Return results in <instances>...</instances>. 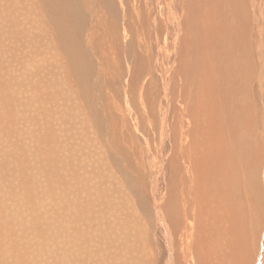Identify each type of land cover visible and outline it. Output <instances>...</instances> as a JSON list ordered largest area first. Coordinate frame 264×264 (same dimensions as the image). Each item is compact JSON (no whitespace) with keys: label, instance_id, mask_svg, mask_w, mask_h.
<instances>
[{"label":"rangeland","instance_id":"1","mask_svg":"<svg viewBox=\"0 0 264 264\" xmlns=\"http://www.w3.org/2000/svg\"><path fill=\"white\" fill-rule=\"evenodd\" d=\"M74 1L80 12L71 24L62 19L58 25L61 12L48 13L44 0H0V264H178V221H167L161 210V216H154L155 189L163 196L167 192L165 183L158 186L156 171L163 164L167 167L173 157L169 156V141L161 138L160 113L166 107L161 84L152 71L148 75L155 56L165 49L178 50L174 33L161 37L171 32L168 23L174 21L167 20L164 9L158 18L159 29H163L153 41L146 35L147 26L130 19L135 15H125V4L120 5L124 0ZM206 1H187L181 20L183 33L197 40ZM220 3L225 8L221 6L224 11L219 12H228L223 17L226 22H236L237 1ZM226 4L229 8L235 5L228 11ZM257 4L263 31L262 44L256 40L257 54L264 66V0ZM70 8L64 4L62 10L68 14ZM131 9L128 6L127 11ZM140 12L145 13L142 8ZM228 23L232 28L233 23ZM193 36L187 39L184 57L193 66L192 74H187L186 63L184 77L179 76L178 57H173L168 101L178 99V82L184 78L189 79L183 84L191 98L202 99L208 73L201 66L207 60L214 73H223L227 62L233 87L241 86V80L248 85L237 64L240 58L230 61L223 55L224 51L237 52L236 48H227L226 42L223 49L199 45ZM248 38V45L251 41L254 45L253 28ZM194 41L198 44L193 45ZM204 53L208 59L202 65ZM159 57L161 70L167 60ZM233 73L236 77L232 79ZM258 75L255 104L264 117V68ZM168 106L170 116L174 108ZM257 137L264 146V122ZM165 166L164 180L169 174ZM174 187L178 195L176 176ZM117 204L127 214L130 238L114 230ZM174 213L178 214L176 203ZM162 218L167 227L161 225Z\"/></svg>","mask_w":264,"mask_h":264},{"label":"bare ground","instance_id":"2","mask_svg":"<svg viewBox=\"0 0 264 264\" xmlns=\"http://www.w3.org/2000/svg\"><path fill=\"white\" fill-rule=\"evenodd\" d=\"M187 1L192 2L193 0H149V4H147V0H124L123 3L119 2L121 6L125 4L126 16L135 15L130 19L135 18L143 26H147V29L145 28L146 35L153 41L159 38L160 31L163 29H159L158 18L165 9L167 12V20L174 21V23L173 25L168 23L172 33H161V37L166 38V33L167 35L174 33V41L178 40V43L175 44V47L178 46V50L176 51L172 48L170 50L169 48L170 51L165 49L164 51L166 52L163 51L161 54L158 52L159 54L157 57L155 56V62H153V66L148 72L149 75L152 71L161 84V88L159 87L161 89L160 95L166 106L164 112L160 113L162 127L160 128L162 133L161 138L169 141L171 148L169 156L170 158L173 157L172 160H168L167 167L163 164L164 161L161 163L168 169L169 174L166 169V173L168 174H166L168 176L166 178L168 179L167 182L163 177L164 166H160V171H156L158 186L165 183L167 192L163 196V193H157L155 189L154 192L157 196L154 195L156 197L153 204L156 213L154 216H159L162 212L165 214L167 221H178V264H261L264 260V146L259 141L257 133L258 131H262L264 117L255 102L258 92L256 87L260 83L258 71L259 73H263L264 66H261V61L257 54L258 42L256 40L259 41L258 45H261L262 40H260V37L263 36V31L259 25L258 0H236V17L233 15L234 13L231 15L236 18V22L230 19V22L232 21L233 23H231L232 25L223 18L228 12L224 15L219 12V9L224 11L221 6L225 8L223 4L221 6L219 5L221 4V0H219V4L218 1L207 0L203 5V22L200 23L201 26L199 27L201 31H196L195 33L199 41L192 35L196 39L195 41H198L199 45L201 42L212 47L215 46V48L222 47L223 49V46L226 45L230 49L236 48L237 52H231L230 50L231 53L224 51L226 55L222 54L226 60L240 58L239 61L237 60L238 63L236 60L233 63L234 65L235 63L241 64L240 68L242 70H239L246 74L243 78L247 79L248 85H244L245 83L241 80V86L238 83V87H233V83L229 79L232 71L228 73L230 70L225 69L229 67L227 62L226 67L223 69L227 72L223 71L221 73V70H219L220 73H214V68L208 62V56L205 54L206 50H204L205 53L203 56L207 57L201 64L207 60L206 62L209 63V66L206 62L204 63L205 67L201 66L203 72L208 73V77L205 76L206 80L204 79L206 83H203L204 81L201 82L203 83L202 99L194 95L195 98H191L183 84L184 82L186 84L189 79L184 81V78L182 82H178V99L174 98V102L171 103V100L168 101V83L170 82V72L173 68V57H178L179 76V73H182V76L184 75V65L187 63L186 60L189 59H184V57L187 50V39H192V36H187L186 33H183L186 31H184L185 29L181 21L184 11H187ZM190 2H188V5ZM57 3L61 7H57ZM44 4L48 13L51 12L56 15L57 10L58 13L61 12L58 15L59 19H57L58 25L62 19L71 24L74 20V14L80 12V10H75L76 4L74 0H44ZM64 4L71 7V13L67 14L64 9L62 10ZM227 4L228 11L234 8L235 4L231 8ZM105 5L107 6V4ZM128 6L132 7L130 11H127ZM141 8L145 13L140 12ZM188 11L192 10L189 9ZM221 15L222 17H220ZM161 22L164 21L161 20ZM226 23L231 25L232 28L236 23V27L234 28L237 30L234 32ZM191 27H194V25ZM251 28H253L254 45H251L252 41L250 45L246 42V37L248 38ZM233 33L237 34L239 38ZM196 42L193 45L198 44ZM238 45H240L239 48ZM153 46L151 47L152 49H154ZM252 47L253 52L251 50ZM195 49L193 48V51ZM222 49L220 51L219 49L217 50L221 52ZM215 54L217 53L214 52ZM160 55L164 60H167V63L163 65L162 74V69L160 70L159 65L160 62L158 61ZM191 56L192 58L190 59L193 60L195 57L193 54ZM197 60L200 61V59ZM206 66H208V71L206 70ZM188 67L190 70H186L187 74L193 70L191 64ZM173 69L175 70V68ZM234 73L232 74V79L236 75ZM236 73L238 72L236 71ZM210 76L217 77V79H214L217 82L211 79ZM190 77L192 79V75ZM194 77L193 79H195ZM238 77L241 78L239 74ZM263 79L262 81H264ZM199 81H202V79H199ZM145 83H147V78L142 84ZM232 88H234L233 92ZM175 90L174 87L173 95H175ZM176 99L178 103L177 101L175 102ZM176 104H178V110ZM168 105H171L170 110L174 108L170 112V116ZM163 155L165 156L164 153ZM172 164L176 170L172 168ZM169 166L171 170L168 168ZM174 176L178 178V195L176 193V187H174ZM174 203H176L178 208V214L176 215L174 213ZM121 205H118V209L116 210L118 215H116L117 219L113 221L115 223L113 227L118 232V236L121 234L127 235L128 233L129 237L131 235L130 229H128L127 220L125 219L127 214L124 213ZM123 213L124 217H122ZM167 221L163 218L160 219L163 227H167ZM71 222L73 224L77 223L76 221ZM165 230L167 229L165 228ZM164 234L166 235V232ZM168 242L167 244H170ZM122 258L119 260H122ZM124 259L127 262L126 260L128 259Z\"/></svg>","mask_w":264,"mask_h":264}]
</instances>
